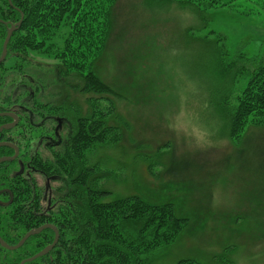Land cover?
I'll return each mask as SVG.
<instances>
[{
  "label": "rangeland",
  "instance_id": "rangeland-1",
  "mask_svg": "<svg viewBox=\"0 0 264 264\" xmlns=\"http://www.w3.org/2000/svg\"><path fill=\"white\" fill-rule=\"evenodd\" d=\"M261 1L197 10L173 0H116L92 60L113 94L81 91L79 76L60 75L52 57L31 53L22 61L47 91L67 96L84 125L96 108L115 128L84 160L98 189L109 198L172 202L188 220L152 264H264V126L244 125L229 137L214 91L233 96L232 89L214 74L215 47L202 39L214 29L230 52L242 45L264 54Z\"/></svg>",
  "mask_w": 264,
  "mask_h": 264
},
{
  "label": "trees",
  "instance_id": "trees-1",
  "mask_svg": "<svg viewBox=\"0 0 264 264\" xmlns=\"http://www.w3.org/2000/svg\"><path fill=\"white\" fill-rule=\"evenodd\" d=\"M115 1L0 0L3 21L16 22L22 14L20 26L8 41V54L18 56L22 66V61L31 53L52 57L60 61L58 64L64 71L58 70L60 75L79 76L81 91L113 94L94 72L92 60L106 42ZM173 1L207 10L224 7L234 0ZM261 3L264 5V0ZM2 23L0 45L5 35ZM202 37L205 44L215 47L214 74L227 79L232 89L233 96L228 90L214 91L219 116L225 119L229 137L235 140L244 125L264 126V54L250 55L242 45L230 52L226 35L214 29ZM98 114L100 110L94 108L86 128L81 120L77 124L71 150L67 151L72 171L76 163L84 162L87 151L114 136L115 128L106 123V113L101 117ZM3 151L0 147V156ZM61 162V169L67 170L68 158L62 157ZM6 169V162L0 163V171ZM81 170L87 174H58L61 182L53 192L57 202L49 212L20 208L23 191L18 185V176L0 174V197L7 195L3 188H8L13 195L11 205H0V238L5 243L14 245L27 231L45 223L55 225L58 231V240L47 254L24 264H152L187 224L186 218L177 215L172 202L154 203L138 195L109 198L111 192L97 188L99 177L93 176L92 168L79 167ZM61 197L64 199L59 201ZM53 238L54 231L47 227L31 235L15 250L0 245V264H20L50 244Z\"/></svg>",
  "mask_w": 264,
  "mask_h": 264
},
{
  "label": "flooded vegetation",
  "instance_id": "flooded-vegetation-1",
  "mask_svg": "<svg viewBox=\"0 0 264 264\" xmlns=\"http://www.w3.org/2000/svg\"><path fill=\"white\" fill-rule=\"evenodd\" d=\"M0 21L5 26V35L0 45L1 56L7 31L17 21ZM58 97L59 94L50 89L47 91L39 80L24 71L18 56L6 51L0 62V142L5 143L0 146L4 148L0 157H14L1 162H6L7 169L1 170L0 174L18 176V185L23 191L19 205L22 209L49 212L57 202L52 185L61 182L58 174H87L86 170L79 171V167L87 168L83 161L76 163L72 171L71 156H67L78 122L81 120L83 123L86 119L74 116V109L71 102L67 101V96L61 100ZM62 157L69 161L65 171L61 169ZM2 191L7 195L0 197V205H11V191L8 188ZM63 199L61 197L59 201Z\"/></svg>",
  "mask_w": 264,
  "mask_h": 264
},
{
  "label": "water",
  "instance_id": "water-1",
  "mask_svg": "<svg viewBox=\"0 0 264 264\" xmlns=\"http://www.w3.org/2000/svg\"><path fill=\"white\" fill-rule=\"evenodd\" d=\"M21 20H22V14H21V17H20L19 21H17L14 25H11V27L8 29L7 34H6V36H5V39H4V41H3V45H2V54H1V56H0V62L4 59V57H5V55H6L7 44H8V41H9L10 36H11L12 32H13L14 30H16V29L20 26V24H21ZM0 129H2V128H0ZM4 144H5V143L0 142V146H2V145H4ZM13 157H14V156L9 157V158L0 157V163H1L3 160H5V159H13ZM10 201H11V200H10ZM8 203H9V202H8ZM47 227H51V228L54 230V232H55V236H54L52 242H51L50 244L46 245L44 248H42L40 251H38V252H37L36 254H34L33 256L28 257V258H26V259H23V260L20 262V264H24V262H26V261H31V260H34V259H36V258L42 256V255L47 254V253L53 248V246L56 244V242H57V240H58V231H57L56 227H54V226H52V225H50V224H43V225H41V226H39V227H37V228H34V229H32V230L27 231V232H26V233L20 238V240H19L16 244H14V245H8L7 243H5V242L0 238V245H1L2 247H4V248L8 249V250H15V249L21 247V246L24 244V242H25V241H26L31 235L37 234V233H39L42 229L47 228Z\"/></svg>",
  "mask_w": 264,
  "mask_h": 264
}]
</instances>
